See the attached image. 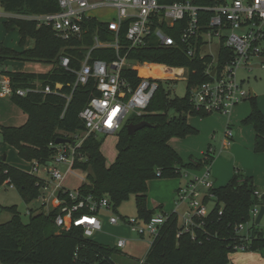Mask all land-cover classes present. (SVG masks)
<instances>
[{
    "label": "trees",
    "instance_id": "16d2710c",
    "mask_svg": "<svg viewBox=\"0 0 264 264\" xmlns=\"http://www.w3.org/2000/svg\"><path fill=\"white\" fill-rule=\"evenodd\" d=\"M158 1L165 4L183 0ZM190 1L201 7L222 2ZM0 8L5 13L31 15L56 11L58 3L57 0H0ZM205 13L206 16L210 15V12ZM2 22L6 32L17 30L18 43L23 48L15 50L0 43V66L7 60L52 64L51 70L46 73L0 69V73L11 78L13 87L26 88L34 81L51 86L59 82L63 84L62 92L68 93L74 81V74L59 66V57L68 54L71 57V66L77 68L85 48L74 47L78 42H65L55 35L51 27L37 26L32 20L10 16ZM100 36L107 38L105 31L101 32ZM29 40L33 43L27 47ZM86 44L90 45L91 42L87 41ZM92 55L109 59L113 52L109 49H96ZM127 56L132 61L150 63L151 75L154 76H167L171 73L165 69V65L187 68V92L182 97H172L165 86L169 81L161 82L146 112L141 116H131L116 134V156L112 163H106L100 150L101 140L98 134L92 133L81 143L78 154L82 158H77L73 167L85 175V180L78 187L83 195H91L94 199L107 197L113 212H117V207L133 196L138 217L148 221L156 214L154 210L148 209L146 204L148 182L156 177H180L182 169H199L202 165L200 158L191 157L190 161L184 162L169 144V140L173 137L184 138L197 134V129L189 124L188 117L209 115L190 102V89L207 79L204 69L206 64L212 61V57L196 55L190 58L185 55L181 46L156 45L132 49ZM228 57L229 50L221 48L218 62L223 63ZM123 76L128 77L133 85L139 80L135 71L130 69H125ZM91 92L90 84L78 86L66 107L65 98L59 95H12L9 99L27 118L20 126L1 125V141L14 147L23 161H46L53 154L49 143L55 142L57 137L68 138L84 132L85 127L79 112L87 103ZM248 100L250 111L241 120V124L252 126L253 151L263 153L264 114L255 96ZM141 120L149 125L129 134L126 124ZM210 160L212 161L213 157ZM6 180L14 184L25 203H30L39 194L36 178L9 164L2 157L0 186ZM256 189L252 177L244 175L236 168L224 185L212 188L215 205L203 219L202 226L195 229L193 238L190 232H182L176 213H162L166 216L165 222L152 238L142 262L229 264L231 254L236 252L234 246L242 242L247 244L246 252L257 250L264 257V236L256 229V225H249L253 232L248 242L242 239L241 233L236 229L238 224L248 223L250 209L255 203L264 205V195L261 199L254 196ZM0 208L10 213V218L0 223V264H119L115 259L122 252L116 245L102 244L85 237L79 226H72L68 230L57 228L54 218L58 209L48 213H45L43 208L31 209L28 220L24 222L16 205ZM220 209L222 212L218 214Z\"/></svg>",
    "mask_w": 264,
    "mask_h": 264
},
{
    "label": "built area",
    "instance_id": "2783aa9c",
    "mask_svg": "<svg viewBox=\"0 0 264 264\" xmlns=\"http://www.w3.org/2000/svg\"><path fill=\"white\" fill-rule=\"evenodd\" d=\"M57 3L58 9L49 13L6 15L32 20L37 26H49L63 41L78 42L74 47L85 48L77 68L71 66L68 54L59 57V66L74 74L69 92L63 93V84L59 82L51 86L34 81L26 88H15L11 78L0 73V96L10 98L12 95L25 96L28 93L54 94L65 98L66 107L78 86L90 84L91 95L79 112L84 132L69 136L70 141L67 143H49L53 148L51 157L43 162L28 161V168L23 170L37 180L39 194L32 200L38 204L35 209L43 208L45 213L58 209L54 218L57 228L68 230L72 226H79L85 237L92 238L102 230V211L112 212V208L107 197L94 199L91 195H83L78 188L69 190L64 186L66 175L73 173L75 161L82 158L78 154L81 143L92 133L117 134L131 116L144 114L159 84L176 80L175 70L187 71L188 78L187 68L167 65L165 69L171 71V76H141L138 67L147 62L128 59V52L149 45L181 46L188 57H203L209 55L203 53V48L216 39L219 43L217 56L214 58L209 55L212 61L204 69L207 79L190 89V102L208 114L229 115L234 107L254 96L250 87H244V80L237 78V70L241 67L251 70L249 64L259 58L262 59L260 67L264 68V0H222L208 7L198 6L190 0L165 4L158 0H57ZM110 10H113V14ZM205 12H210V15L206 16ZM100 31H105L107 38H101ZM87 41L91 44L87 45ZM223 47L229 50V57L219 63L218 54ZM96 49H109L113 56L109 59L93 57V50ZM47 65L43 73L51 70L52 64ZM125 69L135 71L139 79L135 85L123 76ZM232 137V129L226 126L220 148L208 145L200 157L202 165L194 169L199 172L191 175L187 170H182L190 176L176 191L174 213L179 216V209H182L179 224L182 232H190L192 238L195 229L202 226L203 219L215 205L211 193L214 187L211 172L213 160L210 158L214 159L215 155L229 146ZM59 165H65V170L62 171ZM40 170L43 175L39 174ZM3 185L15 188L9 180L4 181ZM253 194L261 199L264 190L256 189ZM260 206L255 203L250 209L248 223H240L236 227L245 242L249 241V225L254 224ZM31 209L28 208V215ZM221 212L220 209L218 214ZM165 219L164 214L158 213L143 224H138L131 217L122 218V222L131 231L142 235L150 233L154 237ZM107 220L112 225H118L120 221L115 215L109 216ZM263 220L264 214L259 224ZM258 231L264 236V230ZM125 242V238L118 237L115 245L123 248ZM234 249L245 252L247 244H236Z\"/></svg>",
    "mask_w": 264,
    "mask_h": 264
},
{
    "label": "rangeland",
    "instance_id": "374dc122",
    "mask_svg": "<svg viewBox=\"0 0 264 264\" xmlns=\"http://www.w3.org/2000/svg\"><path fill=\"white\" fill-rule=\"evenodd\" d=\"M110 13L113 14V10H110ZM6 18H7L6 13L0 8V43H2L4 46H7L9 48L20 50L23 48V46H19L18 43L19 35L17 30L14 29L9 32H6L4 29L2 21L5 20ZM30 45H32L31 42L28 43L27 47ZM218 48H219V43L216 39H214L212 43L206 45L202 51L203 53L209 54L215 58L218 53ZM261 60H262L261 58L254 59L249 64L251 70H247L241 67L237 70L236 74L238 79L244 80L243 85L246 89H249V87L251 88L252 92L254 93V96L256 97V101L259 108L261 107L260 110L262 109L264 111V68L260 67ZM3 68H7L9 70L17 69L20 71L29 72V71H36L40 67L39 65H34L31 63L28 64V61L7 60L0 66V69ZM47 68L48 65L42 66L41 70L45 71L47 70ZM174 74L176 80L166 82L165 83L166 89L169 91L170 96L182 97L187 92V71L181 70L180 72H178L177 69L174 71ZM171 75L172 74L169 73L167 77ZM238 105H240L241 108L243 107V109L246 110V107H248L249 105V100L246 99L244 102H241ZM263 111L262 113H264ZM230 114L229 115L209 114V115H213L212 116L213 118H217L220 124H222V126L220 127L221 129L218 128L215 129L214 134L210 139V141L214 139L216 135L220 138L223 137L226 119L227 117L231 116ZM234 114L235 113L233 112L232 117L235 116ZM25 118H26L25 113L14 103H12L9 98L0 96V126L1 125L20 126L25 121ZM234 127L235 130L239 129L240 127L241 128L248 127L249 129H251V127L247 125L240 126V124L239 125L234 124ZM98 138L101 140L100 150L106 159V163L107 164L112 163L116 156L117 135L98 134ZM213 142H211L210 144H214ZM224 153L225 155H223ZM224 153L221 154L222 155L221 157L226 156L227 153L226 152ZM3 155L7 156V162H9L10 164L24 170L28 168L26 161H23L17 155V152L14 147L8 146L5 143L0 142V159L3 157ZM214 157H216V155ZM192 158H196V157L192 155ZM186 160L188 161L189 157H187ZM59 168L63 171L65 170L66 166L59 165ZM182 170L183 171L187 170L188 173L191 175L192 173H194L192 171L194 170V168L193 169L185 168ZM182 170L180 177H175V178H180L181 181H185L184 183H186L190 175L189 176L185 175L184 172H182ZM72 172L73 173H68L64 180V186L69 190L77 189L84 181V173H81L79 170L76 169H72ZM39 174L43 175L42 170L39 171ZM160 179H162V177H156L151 181L160 180ZM260 187L264 188L263 185H261ZM11 205L17 206V209L20 212L22 220L26 222L29 216L27 212L28 208L35 209L38 204L35 201H32L30 203H25L24 200L21 198L17 189L9 188L7 185H3L0 187V207L11 206ZM175 206H176V193L174 196V208ZM154 211L156 212V214L161 213V208L155 209ZM179 213L182 214V209H179ZM180 214L178 216V222L182 220ZM111 215H115L120 219L118 225H109L108 223H106L105 220H107L108 217ZM121 216H123L124 218H129V217L134 218L136 219V222L138 224L144 223V220L138 217L137 215L134 197L131 196L128 200L122 202L117 207V212L102 211V220L103 217L106 219L103 221V224L105 222L104 230H102L103 232L100 233V235L98 236L102 238L103 242L107 241L108 242L107 244L109 245H115V242L118 239V237L125 238L126 241L125 246L123 248H120L122 254L118 255L115 259L116 262H118L119 264H145L143 262L140 263L138 260L144 258L149 248V244L153 238V235L150 233H144L142 235L135 231L129 230V228L122 222ZM9 218H10V213L0 208V223L7 221ZM263 225H264V220L261 222V224L256 225V229L257 230L260 229L261 231H263L264 230ZM92 238L95 239V236H93ZM242 256H244V258H242ZM229 264H264V257L261 255L260 251L257 250L247 251V252L246 251L242 252L238 250L231 254V260Z\"/></svg>",
    "mask_w": 264,
    "mask_h": 264
},
{
    "label": "crops",
    "instance_id": "0c3cea01",
    "mask_svg": "<svg viewBox=\"0 0 264 264\" xmlns=\"http://www.w3.org/2000/svg\"><path fill=\"white\" fill-rule=\"evenodd\" d=\"M29 42L33 43V41H27L26 46L28 45ZM29 63L34 65H39L40 67L36 71H29V72L42 73L46 71V70L42 71L41 67L46 66L47 64L28 62V64ZM3 69L9 70L7 68H3ZM11 71H20V70L13 69ZM232 111L235 113L234 114L235 116L232 117L233 112H231L230 114L231 116L227 117L225 123V127L229 126V128H231L233 131V137L231 143L229 144V146L224 148L220 153H218L216 157H214L211 163V172H212L214 187L224 185L227 182V180H229L232 177V175L235 172V169L238 168L245 175L251 176L253 180V184L257 187V189L263 191L264 188H261L260 186L261 185L264 186V152L255 153L253 151L254 130L251 125H247V126L251 127L252 130L249 129L248 127H242V128L240 127L239 129L235 130L234 127V124H238V125L240 124V126L242 125L241 120L248 115L250 111V105L246 107V110L243 109V107L241 108L240 105H238ZM212 116L213 115H209L206 117H199V116L188 117L189 124L197 129V134L188 135L184 138L173 137L169 140V144L178 152V154L182 157L184 162L190 161L192 155H194V157L196 158H200L204 153V151L206 150V148L208 147V145H212L217 149L220 148L223 137L220 138L216 135V137L210 141V139L214 134L215 129L216 128L221 129L220 127L222 126V124H220L217 118H213ZM7 126H11V125H7ZM211 142H213L214 144H210ZM224 152L227 153L226 156L221 157L222 156L221 154ZM223 155H225V153ZM4 156L7 161V156L3 155V157ZM187 157H189L188 161L186 160ZM192 171L194 173L199 172V170H192ZM184 182L185 181H181L180 178H162L160 180H155V181L150 180L148 182V187L146 192V196H147L146 204L148 209L155 210L161 208V213H166V214L174 212L175 210L174 196L177 189L185 184ZM105 219L106 218L103 217V221ZM105 221L109 225H112L109 222H107V220ZM104 224L102 230H104ZM102 230L94 235L96 240L94 238L92 239L99 243L102 244L106 243V245H109L107 244L108 243L107 241L103 242L102 238L98 236L100 235V233L103 232ZM242 258H244V256H242ZM141 260L142 259L138 261L141 263ZM230 260H231V256H230Z\"/></svg>",
    "mask_w": 264,
    "mask_h": 264
},
{
    "label": "water",
    "instance_id": "95a60500",
    "mask_svg": "<svg viewBox=\"0 0 264 264\" xmlns=\"http://www.w3.org/2000/svg\"><path fill=\"white\" fill-rule=\"evenodd\" d=\"M212 74H213V72L211 73V75ZM251 94L253 95V92H251ZM148 125H149L148 122H146L144 120H141V121H139L137 123H128V124H126V128H127V131H128L129 134H133L136 130H138V129L144 127V126H148ZM69 141H70V139L67 138V137H57L55 139V143L56 144L67 143ZM72 143L74 144V141H72ZM3 159H5V156L3 157ZM263 214H264V205H261L260 208H259V212H258V214H257V216L255 217V220H254V224L255 225L259 224L260 219L262 218ZM252 232L253 231L251 229H249V235L250 236H251Z\"/></svg>",
    "mask_w": 264,
    "mask_h": 264
},
{
    "label": "bare ground",
    "instance_id": "6f19581e",
    "mask_svg": "<svg viewBox=\"0 0 264 264\" xmlns=\"http://www.w3.org/2000/svg\"><path fill=\"white\" fill-rule=\"evenodd\" d=\"M151 70H152V65L150 63H147L144 66L138 67V72L141 76H150Z\"/></svg>",
    "mask_w": 264,
    "mask_h": 264
}]
</instances>
